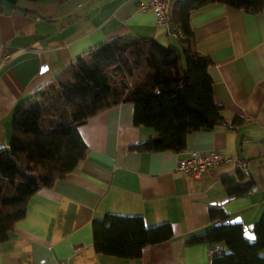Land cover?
I'll list each match as a JSON object with an SVG mask.
<instances>
[{
  "label": "crops",
  "instance_id": "obj_1",
  "mask_svg": "<svg viewBox=\"0 0 264 264\" xmlns=\"http://www.w3.org/2000/svg\"><path fill=\"white\" fill-rule=\"evenodd\" d=\"M1 1V0H0ZM157 27L149 0L21 1L0 14V148H8L13 109L55 84L86 51L116 37L180 47L170 23ZM21 10L32 14H24ZM191 41L210 61L213 101L225 125L188 135L180 153H138L154 132L133 125V106L120 104L78 128L86 157L65 179L30 196L23 219L0 244V264H211V249L189 242L211 226L219 207L230 220L254 226L264 214V3L258 14L210 5L190 15ZM241 122L233 125L234 119ZM218 151L231 159L194 177L175 172L192 152ZM255 183L228 198L223 177L238 169ZM106 214L140 216L145 226L169 224L172 238L146 246L138 259L96 253L92 224ZM221 246H218V248Z\"/></svg>",
  "mask_w": 264,
  "mask_h": 264
},
{
  "label": "trees",
  "instance_id": "obj_2",
  "mask_svg": "<svg viewBox=\"0 0 264 264\" xmlns=\"http://www.w3.org/2000/svg\"><path fill=\"white\" fill-rule=\"evenodd\" d=\"M21 1L1 0L17 9ZM264 0H182L175 4L170 23L185 38L180 47L163 46L153 39L116 37L86 51L71 62L55 84L20 102L13 109L8 148H0V244L23 219L26 203L40 189L65 179L86 157L78 128L89 119L120 104L133 106V125L153 130L132 152L180 153L188 135L225 125L221 106L213 101L210 61L194 49L192 12L223 5L249 14L262 11ZM24 14H32L21 10ZM241 122L234 119L233 125ZM228 198L249 195L255 183L238 169L223 177ZM211 226L191 238L214 249L211 264H264V214L252 229L227 224L219 208L210 210ZM96 253L138 259L144 247L172 238L169 224L147 227L140 216L106 214L92 224ZM218 246H221L218 248Z\"/></svg>",
  "mask_w": 264,
  "mask_h": 264
},
{
  "label": "built area",
  "instance_id": "obj_3",
  "mask_svg": "<svg viewBox=\"0 0 264 264\" xmlns=\"http://www.w3.org/2000/svg\"><path fill=\"white\" fill-rule=\"evenodd\" d=\"M171 0H149L146 5H140L141 11H151L155 17L157 27H167L168 17L166 11ZM172 37L176 41H184L185 38L181 30L177 27L172 32ZM231 159L223 156L216 150L209 152H192L186 158L180 159L176 165L175 172L198 177L219 164H229ZM214 249L208 253L211 255ZM65 264V263H60Z\"/></svg>",
  "mask_w": 264,
  "mask_h": 264
},
{
  "label": "water",
  "instance_id": "obj_4",
  "mask_svg": "<svg viewBox=\"0 0 264 264\" xmlns=\"http://www.w3.org/2000/svg\"><path fill=\"white\" fill-rule=\"evenodd\" d=\"M224 224H225V225H227V224H239V225H241V221H240L239 218H236V219L230 220L229 222H226V223H224ZM252 229H253L252 226H246V227H243L244 236H245L247 239H249V240H253Z\"/></svg>",
  "mask_w": 264,
  "mask_h": 264
}]
</instances>
